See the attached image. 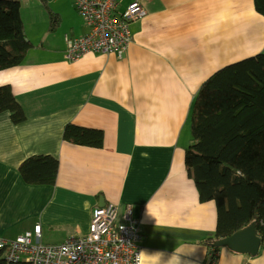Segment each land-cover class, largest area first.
<instances>
[{
    "label": "crops",
    "instance_id": "0c3cea01",
    "mask_svg": "<svg viewBox=\"0 0 264 264\" xmlns=\"http://www.w3.org/2000/svg\"><path fill=\"white\" fill-rule=\"evenodd\" d=\"M140 1L148 15L132 23L121 59L65 58V37L88 33L74 0H60L54 24L46 14L24 23L23 64L0 70L26 114L15 124L0 113V237L40 223V241L60 244L87 234L94 209L114 202L119 222L128 208L140 221L143 264H264V250L224 247L212 258L204 240L215 236L217 205L200 200L185 164L196 93L220 68L264 52V16L254 0ZM70 123L101 130L103 146L64 139ZM37 155L58 159L53 185L23 180L20 165Z\"/></svg>",
    "mask_w": 264,
    "mask_h": 264
},
{
    "label": "trees",
    "instance_id": "16d2710c",
    "mask_svg": "<svg viewBox=\"0 0 264 264\" xmlns=\"http://www.w3.org/2000/svg\"><path fill=\"white\" fill-rule=\"evenodd\" d=\"M52 23L59 19L42 0ZM264 16V0H254ZM21 0H0V70L21 65L31 48L21 15ZM9 111L12 122L22 123L26 114L10 85L0 87V113ZM191 142L185 148V164L200 200L215 201L218 223L212 243L256 221L264 250V52L228 64L200 86L191 110ZM64 139L102 147L101 130L67 124ZM58 159L49 155L27 158L20 165L30 185L56 182ZM0 250V262L3 261Z\"/></svg>",
    "mask_w": 264,
    "mask_h": 264
},
{
    "label": "built area",
    "instance_id": "2783aa9c",
    "mask_svg": "<svg viewBox=\"0 0 264 264\" xmlns=\"http://www.w3.org/2000/svg\"><path fill=\"white\" fill-rule=\"evenodd\" d=\"M88 33L66 36L65 58L75 61L88 53H110L123 58L132 40L131 25L148 15L144 3L131 2L125 9L119 0H74ZM119 207L108 202L92 213L89 232L72 235L60 244H44L42 225L14 240L0 237V264H143L141 226L128 208L121 222ZM213 258L214 253L210 254Z\"/></svg>",
    "mask_w": 264,
    "mask_h": 264
},
{
    "label": "water",
    "instance_id": "95a60500",
    "mask_svg": "<svg viewBox=\"0 0 264 264\" xmlns=\"http://www.w3.org/2000/svg\"><path fill=\"white\" fill-rule=\"evenodd\" d=\"M106 202L100 204L103 207ZM256 221H253L248 226L234 232L232 235L217 239L212 243L213 247L228 248L229 250L240 253L256 256L261 249V237L257 231Z\"/></svg>",
    "mask_w": 264,
    "mask_h": 264
},
{
    "label": "rangeland",
    "instance_id": "374dc122",
    "mask_svg": "<svg viewBox=\"0 0 264 264\" xmlns=\"http://www.w3.org/2000/svg\"><path fill=\"white\" fill-rule=\"evenodd\" d=\"M21 2V15L27 26L30 24H41L44 21L43 14L47 15L48 23L52 22L50 13L42 0H21ZM59 2L60 0H47L49 9L56 12Z\"/></svg>",
    "mask_w": 264,
    "mask_h": 264
},
{
    "label": "clouds",
    "instance_id": "9594fccd",
    "mask_svg": "<svg viewBox=\"0 0 264 264\" xmlns=\"http://www.w3.org/2000/svg\"><path fill=\"white\" fill-rule=\"evenodd\" d=\"M4 86H6V82H0V87H4Z\"/></svg>",
    "mask_w": 264,
    "mask_h": 264
},
{
    "label": "snow or ice",
    "instance_id": "6c2138e0",
    "mask_svg": "<svg viewBox=\"0 0 264 264\" xmlns=\"http://www.w3.org/2000/svg\"><path fill=\"white\" fill-rule=\"evenodd\" d=\"M0 82H3V81H0Z\"/></svg>",
    "mask_w": 264,
    "mask_h": 264
}]
</instances>
